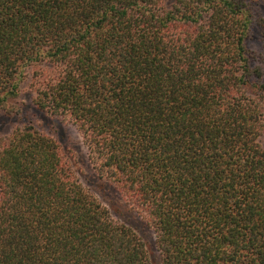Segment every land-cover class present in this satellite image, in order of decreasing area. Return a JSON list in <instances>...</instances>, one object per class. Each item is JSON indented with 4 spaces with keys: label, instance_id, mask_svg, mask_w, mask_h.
Masks as SVG:
<instances>
[{
    "label": "trees",
    "instance_id": "trees-1",
    "mask_svg": "<svg viewBox=\"0 0 264 264\" xmlns=\"http://www.w3.org/2000/svg\"><path fill=\"white\" fill-rule=\"evenodd\" d=\"M260 1L0 0V115L72 126L161 264H264ZM0 264L153 262L29 122L0 132Z\"/></svg>",
    "mask_w": 264,
    "mask_h": 264
},
{
    "label": "rangeland",
    "instance_id": "rangeland-1",
    "mask_svg": "<svg viewBox=\"0 0 264 264\" xmlns=\"http://www.w3.org/2000/svg\"><path fill=\"white\" fill-rule=\"evenodd\" d=\"M259 4L261 10L264 11V0H261ZM248 46L255 52H260L261 41L258 28L251 30ZM23 92L22 97L27 100L28 95L25 90ZM29 122L36 124L43 131L54 134L65 147L73 150L77 158V168L81 182L109 208L115 219L131 226L138 233L146 243L153 264H161L159 252L154 243L155 236L153 232L146 226L141 217L129 208L109 182L97 177L88 160L87 150L82 143L81 137L72 126L47 116L26 103L23 105L21 112L17 114L0 115V132L7 134L14 127L28 124ZM259 140L264 147V132Z\"/></svg>",
    "mask_w": 264,
    "mask_h": 264
}]
</instances>
